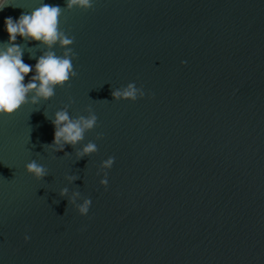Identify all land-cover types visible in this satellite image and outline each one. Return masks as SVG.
I'll return each instance as SVG.
<instances>
[{
	"label": "water",
	"instance_id": "water-1",
	"mask_svg": "<svg viewBox=\"0 0 264 264\" xmlns=\"http://www.w3.org/2000/svg\"><path fill=\"white\" fill-rule=\"evenodd\" d=\"M45 2L65 7L77 76L0 117V264H264V0ZM38 6L10 0L0 41L6 17ZM17 43L27 64L43 54ZM132 82L145 98L115 100ZM69 104L73 117L91 107L98 126L54 153L48 118ZM90 141L98 152L79 159ZM33 159L43 180L26 171ZM64 187L92 200L87 216Z\"/></svg>",
	"mask_w": 264,
	"mask_h": 264
},
{
	"label": "clouds",
	"instance_id": "clouds-1",
	"mask_svg": "<svg viewBox=\"0 0 264 264\" xmlns=\"http://www.w3.org/2000/svg\"><path fill=\"white\" fill-rule=\"evenodd\" d=\"M10 0H0V11L9 6ZM95 6V0H67V10H90ZM65 7L48 4L45 0H39V6L30 12L22 13L18 19L5 18V31L8 34L6 41H0V117L14 115L23 106L31 104L38 106L41 101H49L56 95L58 88H64L70 80L77 76L74 68L76 53L73 51L75 37L69 36L61 28V20ZM20 37L24 41H36V49H28L30 52L43 47V54L36 59L34 65L24 62L25 48L17 43ZM63 52L58 54L56 48ZM186 65L187 61H181ZM31 74V75H30ZM27 78V79H26ZM112 96L115 100L137 101L146 96L143 88H138L134 82L126 87L114 89ZM87 115L73 117L70 114V104L65 105L55 113L54 118H48L54 126V139L51 144H46L52 152H64L66 146L76 148L85 140L86 133L98 126V116L91 107L86 109ZM102 136L98 135L97 139ZM98 152V146L94 142H88L80 147L76 155L79 159L91 156ZM115 164V157H109L102 161L97 175L103 174L100 184L107 189L109 185L108 171ZM28 174L36 180H43L49 175V170L44 165L31 160L25 165ZM69 183H74L78 177L69 175L66 177ZM68 202L75 206L81 216H87L92 206V200L81 196L79 191L69 196V189L64 187L60 192ZM31 239L29 234L24 235L27 243Z\"/></svg>",
	"mask_w": 264,
	"mask_h": 264
}]
</instances>
